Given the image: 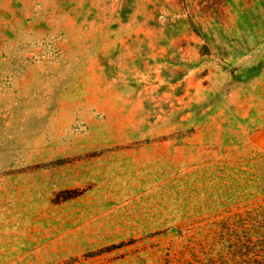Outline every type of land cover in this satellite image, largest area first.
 <instances>
[{
    "label": "rangeland",
    "instance_id": "374dc122",
    "mask_svg": "<svg viewBox=\"0 0 264 264\" xmlns=\"http://www.w3.org/2000/svg\"><path fill=\"white\" fill-rule=\"evenodd\" d=\"M263 236L264 0H0V264H250Z\"/></svg>",
    "mask_w": 264,
    "mask_h": 264
},
{
    "label": "trees",
    "instance_id": "16d2710c",
    "mask_svg": "<svg viewBox=\"0 0 264 264\" xmlns=\"http://www.w3.org/2000/svg\"><path fill=\"white\" fill-rule=\"evenodd\" d=\"M259 248H262L261 253L264 254V241L258 243H254V241H252V261H249L250 264H264V255L257 256L254 254V251L255 253H258L257 251Z\"/></svg>",
    "mask_w": 264,
    "mask_h": 264
}]
</instances>
